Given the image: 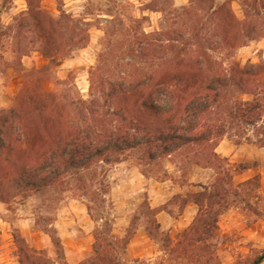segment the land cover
Segmentation results:
<instances>
[{"label":"rangeland","instance_id":"obj_1","mask_svg":"<svg viewBox=\"0 0 264 264\" xmlns=\"http://www.w3.org/2000/svg\"><path fill=\"white\" fill-rule=\"evenodd\" d=\"M211 6L223 9L212 13ZM44 31L50 32L47 37ZM185 43L180 58L199 45L227 76L263 66L264 0H0V112L12 108L24 83L32 88L33 79L24 75L34 74L39 87L57 98L64 122L78 121V102H95L98 122H90L92 128L117 127L106 101L107 84L152 80L178 61L176 52ZM228 95L230 107L252 98L232 86ZM225 114L219 102L212 104L202 122L211 136L170 156L148 146L110 152L65 170L38 190L0 179V264H100L93 251L97 236L111 243L104 252L107 264H253L264 242L248 240L244 231L262 215L254 195L257 179L235 185L236 166L212 160L211 151L221 139L250 142L258 134ZM205 162L219 163L217 178L226 187L222 200L203 205L194 227L180 234L156 228L157 209L150 205L166 198L148 195V181L186 182L191 164ZM172 164L180 178H173ZM198 193L203 192L189 196ZM232 202L242 218L233 215L234 226L226 227L222 216ZM182 203L173 198L159 207L176 209ZM139 227L152 236H147L153 245L149 257L133 258L140 245L127 250ZM189 231L194 240L187 247L182 238Z\"/></svg>","mask_w":264,"mask_h":264},{"label":"trees","instance_id":"obj_2","mask_svg":"<svg viewBox=\"0 0 264 264\" xmlns=\"http://www.w3.org/2000/svg\"><path fill=\"white\" fill-rule=\"evenodd\" d=\"M222 9L223 6L215 9L211 6L208 10L216 13ZM49 33L43 32L46 37ZM185 51L186 43L176 52L175 58L178 61L152 80L107 84L106 101L113 109L111 116L119 123L114 128H92L90 122H96L94 118L98 114L95 102L86 104L80 101L76 104L80 123L75 119L71 125L64 122L57 98L39 87L36 75H24V78L33 79L32 88L29 85L31 82L24 83L15 96L12 108L0 112V172L5 176L0 179L38 190L52 184L65 170L83 167L92 159L110 152L119 153L134 147L148 146L158 149L162 155L170 156L184 146L198 144L211 136L202 124L203 114L217 102L226 113L225 118L243 121L256 128L258 137L254 143L264 148V65L250 67L248 70L240 69L235 78L214 68L207 53L199 45L188 52L186 58H180ZM43 55L48 57L49 53L43 50ZM258 77V81L253 80ZM231 86L250 94L251 100L230 107L228 92ZM180 122L183 126H179ZM223 135L221 131L218 136ZM211 157L212 160L217 159L212 152ZM150 158L153 159L154 155ZM211 162L209 164L219 170V163L214 165ZM246 167L240 164L234 171ZM20 172L22 177L19 179H9V175ZM223 178L227 183L230 182L227 174ZM220 180L216 178L209 189L198 185L203 193L189 196L188 200L199 207L195 219L203 205L209 208L214 199L219 197L222 200L226 194V187L220 185ZM207 190L212 192L206 195ZM215 215L218 217L219 213ZM197 222L200 223V219ZM193 223L190 226L194 227ZM192 229L199 232L198 229ZM145 231L149 238L152 237ZM193 240L190 231L182 238L187 247L191 246ZM110 246L111 243L95 237L93 251L100 264H107L104 252ZM25 257L32 260L30 256ZM263 259L264 251H261L253 264H259Z\"/></svg>","mask_w":264,"mask_h":264},{"label":"crops","instance_id":"obj_3","mask_svg":"<svg viewBox=\"0 0 264 264\" xmlns=\"http://www.w3.org/2000/svg\"><path fill=\"white\" fill-rule=\"evenodd\" d=\"M254 141L235 143L230 139H221L213 146L211 152L215 158L225 160L232 167L240 164L247 165L245 169L231 173L232 181L236 182L235 185L243 184L253 178L257 179V188L254 195L256 196L257 194L259 196L255 197V200L259 203L258 211L262 215L255 216L253 223L244 232L249 234L248 240L259 242L258 240L262 239L264 242V148L257 146ZM171 172L173 178H180L175 177V174L180 172L176 165H171ZM218 175L219 170L213 168L208 162H205L202 165L197 163L191 164L185 177L186 182L172 181L170 178L162 182L150 179L148 181V187L145 189L148 195H155L157 199L166 198L157 204L150 205L151 208L157 209L154 213V218L158 228L161 231H167L170 236L172 234L174 236L180 234L187 229L193 223L199 212L197 204L192 200H188L189 194L201 190L198 185L207 186L209 189ZM135 186L138 185L136 184ZM173 198L186 201L181 206L176 207V209L170 206L166 208L159 207ZM236 205L237 203H230L226 213L222 216V221L226 227L234 226V222L237 219L233 218V215L237 214V216L242 218L238 213L240 209ZM217 224L219 225V220ZM244 232L242 233L243 235ZM137 245H140L142 250L140 254L133 255V258L151 256L149 254L151 253L150 249L153 248V245L147 238L145 228L143 227L137 228L127 250L130 252Z\"/></svg>","mask_w":264,"mask_h":264}]
</instances>
